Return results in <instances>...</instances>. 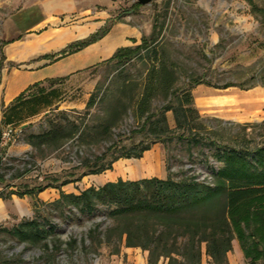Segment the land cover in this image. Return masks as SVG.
<instances>
[{"label":"rangeland","instance_id":"1","mask_svg":"<svg viewBox=\"0 0 264 264\" xmlns=\"http://www.w3.org/2000/svg\"><path fill=\"white\" fill-rule=\"evenodd\" d=\"M50 1L0 0V87L5 71L18 65L6 59V42L50 27L75 29L99 22L100 27L117 28L126 24L137 30L130 47L149 37L154 27L156 40L150 47L155 45L157 52L143 50V58L124 64L105 60L30 89L29 94L40 89L55 91L46 97L49 107L15 124L18 137L0 145V227L10 228L23 217L40 214L54 225L55 232L45 246L44 242L30 246L0 232V264H167L163 258L149 262L147 250L118 242L110 231L113 221L107 217V208L97 206L87 214L57 200L61 192L79 194L89 186L119 178L176 179L195 174L204 179L208 178L205 159L219 165L213 159L214 148L189 145L186 138L175 135L167 142L151 144L140 158L119 157L111 169L90 173L150 142L146 133L132 130L139 126L135 109L147 71L159 58L175 65L178 84L191 77L202 81L192 88L193 102L203 127L217 144L245 140L251 147L264 143V0H150L145 4L138 0H60L70 4V11L57 12L51 23L37 25L46 16ZM227 83L232 85L221 88ZM163 102L160 97L152 109ZM166 119L174 128L171 111L166 112ZM4 128L0 123V131ZM46 132L50 136L45 143L30 139ZM109 147L105 158L94 163ZM200 250V264H216L205 254L204 243ZM222 264H248L236 239ZM255 264H264V260Z\"/></svg>","mask_w":264,"mask_h":264},{"label":"trees","instance_id":"2","mask_svg":"<svg viewBox=\"0 0 264 264\" xmlns=\"http://www.w3.org/2000/svg\"><path fill=\"white\" fill-rule=\"evenodd\" d=\"M109 30V26L100 27L84 39L75 40L45 58L53 61L74 53L98 41ZM154 32L153 27L150 36L142 37L134 47L117 48L107 61L124 64L136 57L143 58L140 53L143 50L157 52L155 45L150 47L156 40ZM174 66L163 58L157 59L147 71L137 102L135 115L139 126L132 131L146 133L150 142L139 150L129 149L90 173L111 169L112 162L119 157L140 158L151 144L167 142L176 135L186 138L189 145L214 148L213 159L219 165L215 167L207 159L203 161L208 178L198 179L195 174H183L176 179L171 176L163 179L119 178L99 187L89 186L79 194L61 192L57 203L70 204L87 214L94 212L97 206L107 208V217L113 221L110 231L115 233L118 242L124 240L125 246L147 250L149 262L155 263L163 258L168 260L167 264H200V245L204 243L205 254L216 264H222L226 253L231 250V242L236 239L244 259L248 264H255L264 260V143L251 147L245 140L235 145L217 144L212 133L203 127L193 102L192 88L202 81L191 77L178 84ZM57 79L61 78L49 81ZM36 85L29 86L3 108L1 124L17 127L15 124L39 114L50 105L46 97L55 88L29 94ZM231 85L227 83L221 88ZM160 97L164 102L153 110L152 103ZM168 111L173 115L174 128L168 126ZM49 136L50 133L46 132L30 139L45 143ZM110 149L95 157L94 163L104 159ZM0 232L30 246L43 242L45 246L55 227L37 214L21 218L10 228L0 227Z\"/></svg>","mask_w":264,"mask_h":264},{"label":"crops","instance_id":"3","mask_svg":"<svg viewBox=\"0 0 264 264\" xmlns=\"http://www.w3.org/2000/svg\"><path fill=\"white\" fill-rule=\"evenodd\" d=\"M59 1L52 0L47 4L46 16L37 25L51 23V19L55 18L57 12L70 11V4ZM54 6L61 8L53 9ZM100 26L101 23L97 22L94 26L89 23L75 29L58 30V28L50 27L39 34L32 32L28 33L27 37L8 41L4 48L5 57L9 62L18 65L7 69L3 75L0 87V123L3 108L29 86L46 80L71 76L105 61L117 48L129 46L133 42L130 38H133L137 32L136 28L126 24L117 28L112 27L101 39L74 53L54 58L53 61L45 58L59 52L69 43L85 38ZM2 206L0 201V216Z\"/></svg>","mask_w":264,"mask_h":264},{"label":"built area","instance_id":"4","mask_svg":"<svg viewBox=\"0 0 264 264\" xmlns=\"http://www.w3.org/2000/svg\"><path fill=\"white\" fill-rule=\"evenodd\" d=\"M20 130L18 127L7 126L0 134V145L5 146L10 141L18 137Z\"/></svg>","mask_w":264,"mask_h":264},{"label":"water","instance_id":"5","mask_svg":"<svg viewBox=\"0 0 264 264\" xmlns=\"http://www.w3.org/2000/svg\"><path fill=\"white\" fill-rule=\"evenodd\" d=\"M150 0H138V2L140 3V4H145V3H147V2H149Z\"/></svg>","mask_w":264,"mask_h":264}]
</instances>
